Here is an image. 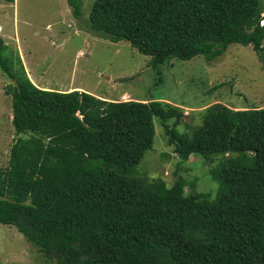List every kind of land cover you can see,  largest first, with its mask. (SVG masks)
I'll list each match as a JSON object with an SVG mask.
<instances>
[{
	"label": "trees",
	"instance_id": "obj_1",
	"mask_svg": "<svg viewBox=\"0 0 264 264\" xmlns=\"http://www.w3.org/2000/svg\"><path fill=\"white\" fill-rule=\"evenodd\" d=\"M67 1L81 22L83 0ZM263 10L262 0H95L82 28L128 42L158 74L174 58L212 62L234 43L264 67ZM0 71L15 82L6 93L18 136L0 170V225L56 264H264V107L214 103L189 132L167 101L41 89L1 38ZM155 119L178 167L219 158L215 193L196 192L179 169L171 187L136 176Z\"/></svg>",
	"mask_w": 264,
	"mask_h": 264
},
{
	"label": "rangeland",
	"instance_id": "obj_2",
	"mask_svg": "<svg viewBox=\"0 0 264 264\" xmlns=\"http://www.w3.org/2000/svg\"><path fill=\"white\" fill-rule=\"evenodd\" d=\"M94 1L83 0L81 22L72 16L67 0L0 1V38L9 52L19 56L39 88L85 91L106 101H167L182 107L184 117L178 127L189 132L200 123V111L211 104L236 110L264 107V67L251 45L231 44L212 62L203 56L189 61L174 58L158 74V69L148 65L150 57L128 42H112L82 28L90 25ZM14 84L0 71V170L8 167L11 147L18 138L12 125V98L6 93ZM154 123V146L138 164L136 176L161 180L171 187L179 169L194 182L196 192L215 193L218 183L211 171L219 166V158L210 163L193 155L178 167V156L173 146H166L159 119ZM190 191L188 184L186 193ZM0 264L56 261L44 257L16 227L0 225Z\"/></svg>",
	"mask_w": 264,
	"mask_h": 264
},
{
	"label": "clouds",
	"instance_id": "obj_3",
	"mask_svg": "<svg viewBox=\"0 0 264 264\" xmlns=\"http://www.w3.org/2000/svg\"><path fill=\"white\" fill-rule=\"evenodd\" d=\"M68 2V1H67ZM262 21H264V17H262V19H261V21H260V25L261 26H264V24L262 25L261 23H262ZM33 82V81H32ZM38 87V86H37ZM85 92V91H84ZM102 99V98H101ZM245 109V108H244Z\"/></svg>",
	"mask_w": 264,
	"mask_h": 264
},
{
	"label": "built area",
	"instance_id": "obj_4",
	"mask_svg": "<svg viewBox=\"0 0 264 264\" xmlns=\"http://www.w3.org/2000/svg\"><path fill=\"white\" fill-rule=\"evenodd\" d=\"M262 25L264 24V21H262V23H261Z\"/></svg>",
	"mask_w": 264,
	"mask_h": 264
},
{
	"label": "crops",
	"instance_id": "obj_5",
	"mask_svg": "<svg viewBox=\"0 0 264 264\" xmlns=\"http://www.w3.org/2000/svg\"><path fill=\"white\" fill-rule=\"evenodd\" d=\"M16 1V0H15ZM34 83V82H33ZM35 84V83H34ZM37 86V84H35Z\"/></svg>",
	"mask_w": 264,
	"mask_h": 264
}]
</instances>
